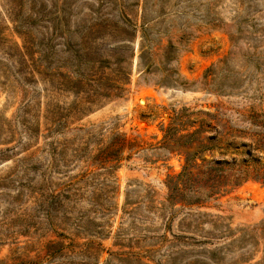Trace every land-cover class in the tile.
<instances>
[{
  "label": "rangeland",
  "instance_id": "374dc122",
  "mask_svg": "<svg viewBox=\"0 0 264 264\" xmlns=\"http://www.w3.org/2000/svg\"><path fill=\"white\" fill-rule=\"evenodd\" d=\"M170 124L264 172V0H0V264H264L260 180L167 203Z\"/></svg>",
  "mask_w": 264,
  "mask_h": 264
},
{
  "label": "trees",
  "instance_id": "16d2710c",
  "mask_svg": "<svg viewBox=\"0 0 264 264\" xmlns=\"http://www.w3.org/2000/svg\"><path fill=\"white\" fill-rule=\"evenodd\" d=\"M193 125L195 124H189L187 127H193ZM250 125L264 130V124ZM184 130L186 129L181 126L179 128L178 124H170L165 130L161 129L164 133V143L179 151L184 150L185 156L181 172L176 176L168 177L165 182L168 191L167 203L170 206L179 202L185 206L199 207L203 204V200L216 199V196L226 193L227 188L237 187L250 178L264 183V172L251 168L252 174H249L241 167L248 168L250 164L257 161V159L251 158V145L240 140L244 135L243 131L231 130L229 138L222 142L214 135L203 140L200 138L207 131H216L217 133V128L211 127L210 124H198V128L191 133L179 135L180 131ZM218 135L221 134L218 133ZM254 136L258 137L260 134L255 133ZM204 141L208 144H204ZM193 143H196V149L188 152L187 149H190ZM244 148L247 149L244 150ZM229 149L232 152H229ZM212 150L219 152L220 159L196 163L200 154ZM227 172H230L229 176ZM185 193H193L196 196L195 200L186 199ZM256 230H260L261 235L264 232V223Z\"/></svg>",
  "mask_w": 264,
  "mask_h": 264
}]
</instances>
